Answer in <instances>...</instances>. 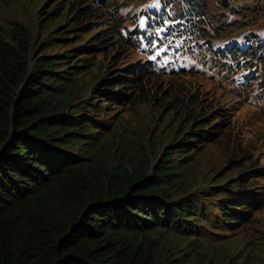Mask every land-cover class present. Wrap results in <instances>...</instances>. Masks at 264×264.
I'll list each match as a JSON object with an SVG mask.
<instances>
[{
  "label": "rangeland",
  "instance_id": "374dc122",
  "mask_svg": "<svg viewBox=\"0 0 264 264\" xmlns=\"http://www.w3.org/2000/svg\"><path fill=\"white\" fill-rule=\"evenodd\" d=\"M57 6L59 14L46 29L47 12ZM16 25L31 31V51L53 45L48 53L56 59L86 45L96 47L80 50L92 56V66L76 62L75 112L87 113L102 79L121 75L115 83L127 86L116 91L133 92L137 100L119 98L96 117L111 128L119 126V142L141 143L150 166L181 138L195 141L194 127L208 123L202 132L217 131L215 139L195 146L192 163L171 160L177 166L173 198L193 194L205 203L211 221H199L197 234L190 236L149 232L164 247L167 264L177 257L180 264H264V1L0 0V31ZM236 49L242 51L238 58L232 56ZM236 181L252 185L262 203L229 225L209 204L217 197L206 195L214 186Z\"/></svg>",
  "mask_w": 264,
  "mask_h": 264
},
{
  "label": "trees",
  "instance_id": "16d2710c",
  "mask_svg": "<svg viewBox=\"0 0 264 264\" xmlns=\"http://www.w3.org/2000/svg\"><path fill=\"white\" fill-rule=\"evenodd\" d=\"M57 8L47 12L46 29ZM31 35L22 25L0 31V264H167L164 247L148 233L195 235L199 206L204 207L192 196L173 198L177 166L171 160L189 164L194 147L202 146L196 144L214 139L217 131L202 132L208 123L194 127L195 141L181 138L150 166L141 143L119 142V126L96 117L119 98L137 100L133 92L116 91L127 86L115 83L121 75L102 79L87 113L75 112L76 62L92 66V56L80 50L96 47L56 59L48 53L53 45L31 51ZM241 53L236 49L232 56ZM102 94L106 99H98ZM252 187H222L226 196L219 206L227 224H238L251 206L262 203ZM178 262L183 261L177 257Z\"/></svg>",
  "mask_w": 264,
  "mask_h": 264
},
{
  "label": "clouds",
  "instance_id": "9594fccd",
  "mask_svg": "<svg viewBox=\"0 0 264 264\" xmlns=\"http://www.w3.org/2000/svg\"><path fill=\"white\" fill-rule=\"evenodd\" d=\"M215 139V138H214ZM202 144V143H201ZM194 149H195V147H194ZM194 157H196V155H194ZM194 161V160H193ZM192 161V162H193ZM192 162H190V163H192ZM189 163V164H190ZM229 179H227V180H225V181H223L221 184H225L227 181H228ZM225 185H227V184H225ZM233 185H236L237 186V181L236 182H234L233 184H231V185H228V186H219V185H217V186H214V192H209V193H207V195H206V197L207 198H210V197H217V198H215V201H216V203H214V202H209V204L214 208V209H218L219 211H222L221 209H220V204H221V201L225 198V196H226V191L225 190H223L222 189V187H231V186H233ZM186 196V195H185ZM187 196H192L193 197V199L194 200H196L195 198H194V195L193 194H190V195H187ZM182 197H184V196H182ZM179 199V198H178ZM197 201V200H196ZM199 204H204V207L203 208H200V206H199V211H198V214H202V217L200 218V222L201 223H208V222H210L211 221V218L210 217H208V215H207V213H206V205H205V203L204 202H199V201H197ZM261 204V203H260ZM260 204H256V205H253V206H251L248 210H247V212H246V214L245 215H247L248 214V212L250 211V212H252L254 209H256V208H259L260 207ZM225 218V217H224ZM227 221V220H226ZM228 223V222H227ZM169 231H172V230H169Z\"/></svg>",
  "mask_w": 264,
  "mask_h": 264
},
{
  "label": "bare ground",
  "instance_id": "6f19581e",
  "mask_svg": "<svg viewBox=\"0 0 264 264\" xmlns=\"http://www.w3.org/2000/svg\"><path fill=\"white\" fill-rule=\"evenodd\" d=\"M220 15V14H219ZM180 17V16H179ZM221 25V24H220ZM218 33V32H217ZM223 37V36H222ZM121 94V93H120ZM89 127V126H88Z\"/></svg>",
  "mask_w": 264,
  "mask_h": 264
}]
</instances>
